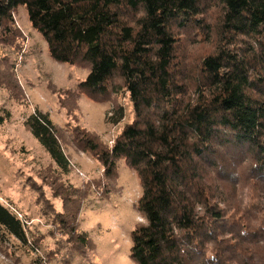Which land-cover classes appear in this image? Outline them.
Returning <instances> with one entry per match:
<instances>
[{
	"label": "trees",
	"instance_id": "trees-1",
	"mask_svg": "<svg viewBox=\"0 0 264 264\" xmlns=\"http://www.w3.org/2000/svg\"><path fill=\"white\" fill-rule=\"evenodd\" d=\"M21 7L54 61L89 69L77 95L112 102L111 124L125 119L121 97L132 106L112 147L85 128L74 135L106 175L125 160L139 177L145 222L131 260L264 264V0H0V43L20 37ZM192 46L206 50L191 57ZM14 82L0 69V88ZM10 118L0 110V126ZM25 126L70 173L49 114L36 110ZM0 236L32 249L1 202Z\"/></svg>",
	"mask_w": 264,
	"mask_h": 264
},
{
	"label": "rangeland",
	"instance_id": "rangeland-1",
	"mask_svg": "<svg viewBox=\"0 0 264 264\" xmlns=\"http://www.w3.org/2000/svg\"><path fill=\"white\" fill-rule=\"evenodd\" d=\"M15 28L20 37L0 43L1 73L6 83L15 81L0 88V110L11 114L0 126V202L23 220L32 249L0 236V264H135L130 257L131 233L145 222L138 211L139 177L125 160L118 162L113 175H106L96 157L74 140L81 127L112 147L134 118L128 97L119 101L125 108L124 121L109 123L112 102L77 95L89 69L54 61L22 7L15 13ZM205 50L192 46L187 55ZM36 110L49 114L61 129L70 173L59 172L25 126ZM73 229L83 239L67 235Z\"/></svg>",
	"mask_w": 264,
	"mask_h": 264
}]
</instances>
